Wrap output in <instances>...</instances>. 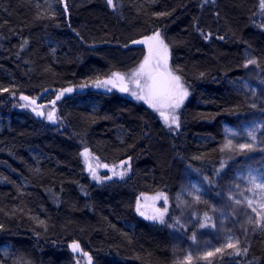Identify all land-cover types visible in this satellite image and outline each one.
<instances>
[{
  "label": "trees",
  "instance_id": "trees-1",
  "mask_svg": "<svg viewBox=\"0 0 264 264\" xmlns=\"http://www.w3.org/2000/svg\"><path fill=\"white\" fill-rule=\"evenodd\" d=\"M66 5L0 0V247L11 248L8 256L0 251V264H78L83 252L91 264H175L170 228L184 170L193 169L214 190L222 162L245 160L224 159L219 142L224 123L253 113L237 87L245 53L264 81L261 0ZM157 33L188 91L175 112L179 129L167 127L146 100L89 87L137 69ZM134 39L148 44L132 47ZM82 85L89 89L64 96ZM47 89L37 105L21 99H37ZM61 92V122L48 119L50 108L37 115L39 104ZM84 148L106 164L129 162L128 175L94 179ZM159 193L168 200L164 223L137 211L142 196ZM72 242L83 251L74 252ZM239 248V255L233 250L205 264H264V227Z\"/></svg>",
  "mask_w": 264,
  "mask_h": 264
},
{
  "label": "rangeland",
  "instance_id": "rangeland-1",
  "mask_svg": "<svg viewBox=\"0 0 264 264\" xmlns=\"http://www.w3.org/2000/svg\"><path fill=\"white\" fill-rule=\"evenodd\" d=\"M46 1L50 5L55 4V0ZM244 55L246 64L248 60L253 59L249 52ZM150 66H152L151 63ZM139 67L131 73H125L130 81V91L126 95L132 98H136L131 95L133 91L141 94L133 82V73ZM167 70L180 77L176 69L169 66L168 56ZM113 78V76L109 77L107 80L92 84L89 87L113 91L115 89ZM137 79H141V83L143 82L142 78L137 77ZM107 81L112 82L105 83ZM180 82L184 86L181 78ZM89 87L85 85L72 87V91L66 92L64 96L86 91ZM237 87L244 92L245 103L252 109L253 113L239 117L236 123H224L219 147L224 159L225 157L232 159L234 156H244L245 160L225 163L224 169L218 175V181L214 183V190L209 187L207 179L197 174L193 169L186 168L184 170L183 183L175 202L177 215L174 224L170 228L171 248L175 264H205L231 256L234 249L226 247L228 244L226 236L229 234L234 236L231 243L239 240L238 247H241L247 241L252 243L258 230L262 228L256 227V222L259 220L264 224V208H261V204H264V189L256 187L257 184L264 183V180L257 179L253 183L249 179L250 174L258 177L264 174V115L262 114L264 112V81L257 72L255 64H247L244 76L238 80ZM187 99L188 96L184 99L182 105ZM52 101H55V105L51 103ZM38 108L39 112L42 113L46 111V108H50L49 111L53 112L55 117L53 122L59 123L62 121L56 98L39 104ZM162 110L171 114L169 109ZM175 115L179 117L177 113ZM1 126L2 124H0ZM249 132L253 133L255 139L248 135ZM232 133H235V135H232ZM229 140L231 141V147H226ZM240 144H252L253 150L261 147L263 152L253 157L245 156L249 151L241 152L238 147ZM85 149L88 150V153L82 155V158L86 169L94 179H108V177L122 179L114 175V172L126 171L123 178L128 175L129 162L106 164L90 148L82 149L81 154L85 152ZM104 165H107V167H104ZM92 170L96 173L95 177ZM164 197L163 193L142 196L139 201V212H143L145 218L153 215L159 216L163 212V218L165 219L167 212H164V209L168 206V200L165 203ZM197 197H199L198 200ZM236 201H240V203ZM248 201H252L251 206H249ZM253 208L257 211L253 212ZM257 213H261V215L258 216ZM202 224L207 226L201 227ZM212 225H215V227H212ZM193 236H195L194 240ZM218 248L223 249V251L215 253ZM10 250L9 245L0 247V251L6 256L10 254ZM208 252H214L215 255L206 258ZM189 257H191L190 260ZM78 264H91L84 252L78 256Z\"/></svg>",
  "mask_w": 264,
  "mask_h": 264
},
{
  "label": "snow or ice",
  "instance_id": "snow-or-ice-1",
  "mask_svg": "<svg viewBox=\"0 0 264 264\" xmlns=\"http://www.w3.org/2000/svg\"><path fill=\"white\" fill-rule=\"evenodd\" d=\"M106 3L108 5H112L113 0H106ZM67 5H65V8ZM261 8L264 9V0H261ZM208 37L206 36L205 39ZM148 39H155L157 41V44L154 49L150 48V57H145V60L143 63H141L139 69L133 73V82L136 84V87L139 89V93L133 91L131 93L132 96H135L137 99L140 100H146L150 107L159 111V115L163 118L164 123L167 127L170 129L175 126L176 129H179L180 123L179 118L174 114L177 109L181 107V105L184 102V99L188 96L187 89L184 88V86L180 82V77L173 75L170 71L167 70V45L163 43V40L159 38V33L156 34L155 37H149ZM220 39H223V37H220ZM27 43V41H25ZM133 43H141V41H133ZM150 58L155 60V65L150 66ZM163 61V65L162 62ZM256 61L254 59L248 60L247 64H255ZM247 64L245 67H247ZM163 66L164 71H160L159 69ZM112 76L120 81L124 80V76L120 73H113ZM137 77L142 78L137 79ZM112 81H107L105 83H111ZM99 86V85H98ZM4 91H8V89H4ZM72 89H65L64 92H71ZM120 91L122 92H128L129 88L124 86L120 88ZM64 92H61L59 95H57L56 99L59 100L61 96L64 94ZM21 99H28L27 97H21ZM35 103V101H33ZM53 105H55V101L51 102ZM169 109L171 114L168 112L163 111L162 109ZM35 111V109H33ZM37 115H43L42 112H37ZM48 119L50 121H53L55 119L54 113L49 112L48 113ZM232 135H235V133H232ZM248 135L252 137V139H255L252 132H249ZM226 147H231V141L229 140L228 145ZM239 150L241 152L244 151H252L253 146L252 144H240ZM88 150L85 149V152L81 155H87ZM127 163V162H125ZM104 167H107V165H104ZM225 163H221V169L216 170L217 175H219L220 171L224 169ZM91 170V169H90ZM93 176H96V173L94 170ZM114 175H117L121 178H123L126 175V171L119 172V173H113ZM108 179H111V177H108ZM249 179L255 183L257 179L264 180V174H261L259 177L256 175H249ZM259 189H264V183H260L256 185ZM143 195V194H141ZM160 198V197H157ZM165 200V203H167V198H163ZM199 197H197V200ZM237 203H240V201H236ZM137 211H139V201ZM249 206H251L252 201H248ZM261 208H264V204H261ZM159 211V210H158ZM253 212H256L257 210L255 208L252 209ZM164 212H167V208L164 209ZM140 215H144L143 212L140 213ZM258 216L261 215V213H257ZM148 219L152 220H159L161 223H164L163 218V212L160 213L159 216L153 215L151 217H147ZM207 226L206 224H202L201 227ZM2 227V226H0ZM212 227H215V225H212ZM256 227H264V224H262L259 220L256 222ZM195 239V236H193V240ZM229 240H231V237H229ZM239 240H237L235 243L229 242L226 247L233 248L235 250V254L239 255L241 254V249L238 247ZM73 251H77L79 249L78 243H73L71 245ZM223 249H216L215 253L222 252ZM248 249L244 248L243 252L247 253ZM214 252H208L206 253V258L211 257L215 255ZM87 255V254H85ZM191 257H189V260ZM89 262H91V257H89Z\"/></svg>",
  "mask_w": 264,
  "mask_h": 264
},
{
  "label": "water",
  "instance_id": "water-1",
  "mask_svg": "<svg viewBox=\"0 0 264 264\" xmlns=\"http://www.w3.org/2000/svg\"><path fill=\"white\" fill-rule=\"evenodd\" d=\"M63 1H64V5H66V0H63ZM133 41H141V43H133ZM133 41H131V43H130V46H132V47L143 46V45H147L148 44V41L146 39H134ZM159 70L160 71H164V68H160ZM116 73H120L121 75H123L124 76V80L123 81H120V80L114 78L113 79V83H114L115 88L118 89V90H120L121 87L126 86L130 90V81L127 79L126 75L124 73H122V72H116ZM50 91H51V89L45 90L41 94V96L39 98H37V99H33L32 97H29V96H25V97L28 98L27 99L28 101H31V102L35 101V104H38L40 102V100L42 99V97L45 94L49 93ZM128 92H123V93H128ZM73 243H78V242H72V243H70V248L71 249H72L71 245H73ZM79 246H80L79 249L77 251H74V252H82V247H81L80 244H79ZM86 254H87L88 258L91 257V254L89 252H87Z\"/></svg>",
  "mask_w": 264,
  "mask_h": 264
},
{
  "label": "built area",
  "instance_id": "built-area-1",
  "mask_svg": "<svg viewBox=\"0 0 264 264\" xmlns=\"http://www.w3.org/2000/svg\"><path fill=\"white\" fill-rule=\"evenodd\" d=\"M227 242L229 243V242H231V240H229V238L227 239Z\"/></svg>",
  "mask_w": 264,
  "mask_h": 264
},
{
  "label": "bare ground",
  "instance_id": "bare-ground-1",
  "mask_svg": "<svg viewBox=\"0 0 264 264\" xmlns=\"http://www.w3.org/2000/svg\"><path fill=\"white\" fill-rule=\"evenodd\" d=\"M193 175V174H192ZM201 179V178H200ZM215 193H216V191H215ZM207 195V194H206Z\"/></svg>",
  "mask_w": 264,
  "mask_h": 264
}]
</instances>
